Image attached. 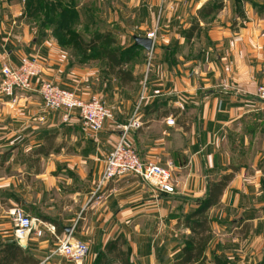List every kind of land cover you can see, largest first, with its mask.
<instances>
[{
	"label": "crops",
	"instance_id": "1",
	"mask_svg": "<svg viewBox=\"0 0 264 264\" xmlns=\"http://www.w3.org/2000/svg\"><path fill=\"white\" fill-rule=\"evenodd\" d=\"M154 3L161 11L164 8L161 26L175 32L157 35L150 51L141 48L140 52H150L152 58L150 79L145 83L140 79L123 85L103 74L99 64L72 63L50 35L29 36L25 31L10 41L14 46L6 54L0 52V62L12 65L19 64L23 56H41V78L82 99L100 97L113 109L112 119L105 121L102 130L91 133L76 110L66 118L64 111L46 110L34 90L16 93L14 103L10 97H0V168L4 170L0 195L5 194L4 186L18 183L16 192L23 209L31 215L36 206L39 211L31 216L54 226V231L43 228L42 235H30L25 241L38 264H62L51 252L56 237L68 233L66 226L74 237L90 245L89 254L78 264H93L98 251L119 234L129 240L138 262L145 259L152 264L154 242L166 246V235L175 228L189 234L182 217L196 207L197 199L205 197L210 181L231 172L234 175L219 202L206 215L216 209L214 217L218 214L223 221L220 229L231 230L235 221L234 229L244 228L247 235L240 240L245 249H255V255H260L255 264H260L264 249V101L256 91L264 66V0ZM192 24L198 27L188 40L185 32ZM133 35L127 39L114 36L118 44L130 46ZM173 55L177 63L172 62ZM142 66L138 62L129 66L135 78L145 70ZM167 117L174 123L167 124ZM132 120L140 125L128 128L125 143L142 159L169 165L174 192L159 191L134 175L111 180L96 190L108 153ZM14 205L0 206V217H9L7 210ZM214 230L219 227L213 222ZM7 232L0 223L2 240L15 239L7 238ZM222 240L213 237L209 241L207 247L212 241L219 247L214 250L213 245L210 253L238 254L240 249H231L237 237Z\"/></svg>",
	"mask_w": 264,
	"mask_h": 264
},
{
	"label": "rangeland",
	"instance_id": "2",
	"mask_svg": "<svg viewBox=\"0 0 264 264\" xmlns=\"http://www.w3.org/2000/svg\"><path fill=\"white\" fill-rule=\"evenodd\" d=\"M60 1L61 3L58 4L56 0H0V39H1L0 52L2 54H6L8 49L14 46V44L10 43V41L15 42V40L19 39L21 34L25 31L26 32L28 31L29 36L38 34L40 37H47L48 35H50V36H54L56 40L55 42L62 49L67 51L69 61H72V63L78 65L99 64L102 66L101 71L104 74L106 70V65H105L106 62L99 59L96 56V54L92 52L87 53L81 51L79 45L75 42V40L69 38L70 32L81 33L84 37L88 38L89 35L95 30H110L115 36L116 35L120 37L126 36V39L129 38L131 34H145V33L147 34L149 31L154 29H156V36L159 35L160 33L173 34L175 32L174 29L169 26L168 27L161 26V24L163 23L162 21L164 20V14H163L164 8L161 11L159 5L155 3L151 4L152 0H71L73 9L69 11H67L64 8V5H67L68 2H70V0H60ZM60 24L62 27L60 26ZM64 27L65 29L67 27L66 29L67 33L66 30L63 29ZM168 29L172 30V32L170 33L166 32V30ZM118 45L125 47V45H121V44ZM27 57H37L41 66L43 67V59L41 58V56L34 54L30 56L27 55ZM151 59L152 58L150 52L146 54L140 52L139 55L137 54L136 56H134L133 62L126 64V66L128 67L129 66L133 67L135 62L143 64L141 68L145 70L140 72V74L139 72L137 73L138 77L136 78V83L140 79L143 80L144 83L145 81H148L150 79L149 68H150V61H152ZM178 61H179L178 57L173 55L172 62L177 63ZM1 66L2 63L0 62V69ZM0 78H1V74H0ZM42 79H46V78H42ZM23 92L25 91L16 90L15 94L17 93L18 95H21L23 94ZM0 95H1L0 97L4 100L7 98L2 93H0ZM11 102L14 103L15 100H11ZM106 105L109 108H111L112 117H113L112 107L107 103ZM0 106L2 107V105ZM54 111H62V110H54ZM144 160H151V159H144ZM7 171L8 169L6 170V172ZM1 172H4V170L0 168V173ZM170 172H171L170 184L173 187V192H174V182H173L174 177L172 174V169H170ZM12 174H14V172H12ZM17 184L4 186L5 194L0 195V206H2L3 208H7L12 204H16L17 206H20L23 209L22 205H20L19 192H16L17 188H19V184L18 185ZM17 198L19 199V202H17L16 200ZM32 207L33 208L30 214L31 215L36 214L35 212L38 213L39 208H37L36 206H32ZM8 210H7V214L9 217L7 216L0 217V223L2 226L5 225V229L8 231L7 238H12V236H14V232H13L14 226L12 225L11 217L9 215ZM1 213H3L2 210ZM216 213L217 212L215 209L213 212H211L209 216V218L212 219L211 239L215 237L218 238L219 241H225L222 239H226V238L231 239L237 237V240L231 243V249L233 248H236L238 250L240 249L239 250L240 252L238 251V254H236V252L234 251H232L231 254H224L223 252H221L220 257L226 260L227 264H236V263L255 264V261H257L260 258V255L258 257L255 255V249H251V250L248 248L245 249L244 247L245 243H243L240 240L242 236L247 235L243 231L244 228H240V230L234 229V226H236V221H235V223L234 222L232 223V229H231L232 231L227 229H225L227 231L220 229L221 224H223V221L219 220L218 214L216 217H214ZM35 216L36 215L31 217L36 218ZM183 218L184 217H182V219ZM213 222H214V226L217 227V229L219 227V231L214 230L215 231L214 233H213ZM230 231H231L230 236H227L229 235L228 233H230ZM152 234H157L158 236L160 234L163 235V233H152ZM221 234H226V236L223 235L225 236L223 237ZM248 235H250V233H248ZM123 236L126 240L125 248H127V246L129 247L128 250H129V258L131 263L147 264V261L145 259H144V263L138 262L139 256L132 252V248L129 244V240L126 238L125 235ZM166 236L169 238L166 246H164L165 244L156 246L157 240L154 242L155 246L151 249L152 251L150 253V255H154L153 257H155V260H153L152 264H172L173 261L179 256V253L181 252V249L179 251V237H181L180 238L181 242L184 244L189 238L190 232L189 234H186L185 232H179V229L175 228L174 230L168 232ZM4 238L0 234V243L3 241L2 239ZM213 245H214V250H217L219 248L218 246H216V243L213 244L212 241L210 247H212ZM210 247H206L205 249L206 260L203 262V264H215L213 262V255L215 253L212 252L210 253L211 250ZM54 248L55 246L53 247V250ZM89 252H90V245L87 255L89 254ZM262 252L263 255L261 257L260 264H264V249L262 250ZM54 257L58 259V261L62 264H67V263L78 264L81 261H83V259L85 258L84 257L78 263H74L68 261L64 257L57 254H55ZM247 257H251L252 260L247 259ZM114 264H118V263H114Z\"/></svg>",
	"mask_w": 264,
	"mask_h": 264
},
{
	"label": "built area",
	"instance_id": "3",
	"mask_svg": "<svg viewBox=\"0 0 264 264\" xmlns=\"http://www.w3.org/2000/svg\"><path fill=\"white\" fill-rule=\"evenodd\" d=\"M147 37L154 41L156 29L149 31ZM42 66L37 57L23 56L17 65L2 63L0 69V93L15 100V91L34 90L40 96L44 107L48 110H62L65 118L68 112L76 110L81 124L91 133L102 130L106 120L112 118V111L104 100L99 97L82 99L75 92L59 86L58 84L42 79L40 74ZM262 79L257 86L256 94L264 101V66L261 69ZM167 124H173L174 120L166 118ZM140 123L137 120L130 121L123 127V133L108 153L104 169L98 179L96 190L111 180L119 179L127 175H134L148 182L153 188L171 193L173 187L170 184V166H163L153 160L142 159L137 151L124 141L125 132L130 127L137 128ZM14 226V238L25 241L30 235L40 236L43 228L54 231V226L44 221L31 217L20 206L14 205L8 210ZM89 244L78 239L68 232L56 237V245L53 254L60 255L68 261L78 263L88 253Z\"/></svg>",
	"mask_w": 264,
	"mask_h": 264
},
{
	"label": "trees",
	"instance_id": "4",
	"mask_svg": "<svg viewBox=\"0 0 264 264\" xmlns=\"http://www.w3.org/2000/svg\"><path fill=\"white\" fill-rule=\"evenodd\" d=\"M58 4L60 0H56ZM69 11L73 9L72 1L64 5ZM210 8L207 12H211ZM61 26V24H60ZM58 26V27H60ZM62 27V26H61ZM198 25H191L185 32L189 40ZM64 30L65 27L63 28ZM67 33V30H66ZM69 38L74 39L83 52H92L102 61L106 62L105 73L117 78L121 84H131L136 81L135 76L126 64L133 62L134 56L139 55L141 46L135 43L130 46H119L110 30H95L88 38L81 33H69ZM234 173L223 174L220 178L212 180L207 185L205 197L197 199L196 207L189 210L182 219L184 227L190 230V236L183 244L179 256L172 264H203L206 260L205 249L211 239L212 219L207 217L206 211L216 205L232 179ZM19 202V199H16ZM122 234L106 242L103 249L99 250L93 264H132L129 258L128 246ZM39 260L29 253L27 247L20 246L15 239L4 240L0 243V264H38ZM215 264H227V261L218 255H213Z\"/></svg>",
	"mask_w": 264,
	"mask_h": 264
},
{
	"label": "water",
	"instance_id": "5",
	"mask_svg": "<svg viewBox=\"0 0 264 264\" xmlns=\"http://www.w3.org/2000/svg\"><path fill=\"white\" fill-rule=\"evenodd\" d=\"M133 39H134V43L136 45H140L141 47H143L144 49H146L148 51H150L152 49V39L151 38H149L147 36H139L137 34H134ZM70 230H71L70 226L65 227L66 232H69ZM16 241L20 246H22V247L26 246V242H22L21 239H16Z\"/></svg>",
	"mask_w": 264,
	"mask_h": 264
},
{
	"label": "bare ground",
	"instance_id": "6",
	"mask_svg": "<svg viewBox=\"0 0 264 264\" xmlns=\"http://www.w3.org/2000/svg\"><path fill=\"white\" fill-rule=\"evenodd\" d=\"M21 241H22V242H25V238H22Z\"/></svg>",
	"mask_w": 264,
	"mask_h": 264
}]
</instances>
